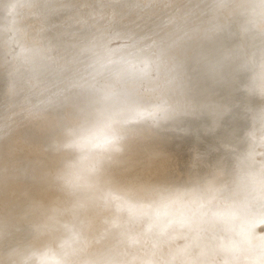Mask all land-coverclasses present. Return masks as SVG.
<instances>
[{
    "label": "rangeland",
    "instance_id": "1",
    "mask_svg": "<svg viewBox=\"0 0 264 264\" xmlns=\"http://www.w3.org/2000/svg\"><path fill=\"white\" fill-rule=\"evenodd\" d=\"M99 1L111 8L109 12L117 6L113 0H78L70 23L72 34L90 26L93 19L85 18L86 13ZM167 1L133 0L144 13L138 26L151 28L152 22L179 14L187 4L196 10L198 20L208 12L203 7L198 14L205 1ZM107 8L102 5L96 15L101 17ZM19 9L18 21L36 31L40 25L33 8L21 5ZM219 12L225 23L231 11L225 6ZM113 26L99 21L86 40L97 43L102 36L109 38ZM173 26L162 28L160 38H168L175 31ZM176 26L181 34H188L179 42L173 37L164 44L176 65L150 62L143 73L130 66L99 69L88 63L89 57L80 62L67 44L58 47L56 61L82 67L79 78L89 75L88 68L101 70L93 77L103 81L106 92H114L105 104L104 92L95 90L80 97L74 89L47 85L36 76L38 71H31L27 81H11L0 69V222L22 204L9 225L2 221L6 234L0 235V264L10 257L15 261L13 254L20 249L33 253L28 264H89L86 258L90 264H117L107 261L111 256L121 257L119 264H241L245 260L244 252L228 253L230 243L218 245L223 236L233 242L238 235L225 232V226L217 227L222 220L217 219L258 210L264 202V190L255 197V204L250 202L260 189L253 187L258 181L246 184L247 174L254 169L260 168L264 175V111L254 107L244 112L249 97L264 85V21L251 32L213 25L198 37L195 24ZM228 33L235 42L228 52L207 53L212 46L230 47ZM139 44L121 42L110 51L133 54ZM159 45L156 42L155 52ZM235 99L239 101L233 103ZM217 106L221 116L211 118L209 109ZM149 107L151 115L145 121L143 108ZM88 116L103 118L101 140L81 138ZM237 131L240 136L234 134ZM32 134L52 135L55 146L45 150L48 142L39 140V144ZM224 136L233 142L245 137L251 143L224 144ZM28 176H35L29 186ZM82 180L87 181L83 188ZM112 185L116 186L112 189ZM18 187L21 194L14 198ZM242 190L246 193L237 195ZM7 197L11 202L5 201ZM259 223L250 252L264 244ZM187 224L188 229L179 235ZM253 264H264V252Z\"/></svg>",
    "mask_w": 264,
    "mask_h": 264
},
{
    "label": "bare ground",
    "instance_id": "2",
    "mask_svg": "<svg viewBox=\"0 0 264 264\" xmlns=\"http://www.w3.org/2000/svg\"><path fill=\"white\" fill-rule=\"evenodd\" d=\"M77 1L78 0H2L3 4L1 3L2 5L0 8V69L4 70L5 76H8L11 81H17V80L27 81L30 79V77H32L31 75L33 73L30 74L31 71L34 72L38 71L36 72L37 74L36 76L39 78H43V81L46 82L47 85H50L53 88L60 90L64 89L69 91L70 89H74L80 97L86 96L95 90L104 92L105 95L104 97L101 98L103 99L102 101L103 104H105L110 99L111 95L114 92H108V91L106 92L105 91L106 89H104L103 81H100L98 77H93V74L95 72H100L101 70L93 72L88 68L89 75L87 77L79 78V73H80L79 69H81L82 67H79V69H75L71 61L67 63L56 61L55 54L58 52L59 46L61 45L66 46L67 44V47L71 49L72 52H74V55H76V57L80 59L79 60L80 62H85L84 60L87 59V57H89L87 59L88 63L95 65L96 68L98 67L99 69L108 68V67L126 68L127 66H130L135 68L136 71H141L140 73H143L142 72L143 69L150 62L170 63L172 65H176V62H172L173 59H171L173 55L169 53V51L168 53H166V51L164 50L165 49L164 44L168 42L169 39L174 37L175 40L179 42L181 39L185 38V36L188 35L187 33L181 34L179 27L176 28L177 27L176 25L185 24L191 27L193 26V24H195L197 29L194 36L198 37L200 34L204 33L205 31L204 29L209 31V29H211L213 25H218L219 27L217 28H223V29H227L229 27V29L232 32L240 29L241 27L242 29L245 28L247 32L248 31L251 32L253 29L258 27L261 21H264V0H195L196 2L205 1L204 4H202L200 9L198 10V14H199L202 12L203 7L208 8V12L204 14L206 16L205 18L198 20L196 18V10H194L193 7L187 4V7H183V8L180 7L181 9H179V14L169 17L165 15L163 17H165L166 19L158 20L156 24L152 22L151 28L144 27V29H142L140 28V26H138L139 23L141 24L143 22L144 13L142 9L137 7L136 4L133 2V0H113L115 5L117 6H113L112 4L111 6L113 7H112V11L110 12L109 10L111 8L109 9L108 5H106L105 2L99 1L100 2L99 5L95 6L94 8L92 7V9L88 13H86L87 16L85 18L93 19L92 23H90V26H88L87 29L83 30L82 32L72 34L70 23L73 20L72 16L75 15V13L77 12V7L74 5ZM167 2H169V4L170 2L174 3V0H169ZM21 5L28 7L30 6L33 8V15L38 20V23L40 25L36 31L34 30L32 32L30 27H28L25 23L23 22L20 23L18 21L17 16H18V12L20 11L19 8ZM102 5H104V7L106 8L108 7L107 8L108 10L104 13V15L99 17L96 14L97 12L100 11ZM225 6H227V10L231 11L229 16L226 19H223L227 24L221 22V19L225 16L224 14H221L219 12L220 8L224 9ZM215 11H218V13H216ZM261 16L262 18H260ZM99 21L104 22L105 25L107 23H111V24L114 23L116 24V28H114L113 26L114 29L110 31L111 35L109 38L106 37L105 35L104 37L102 36V39L99 40L97 43H92L91 41L86 40V38L88 35L91 34V32H93L91 30L96 26V23H98ZM177 21L178 24L175 23ZM120 23L123 28L118 25ZM130 23H132L134 27L132 25L131 26L132 28L126 30L124 26L130 25ZM170 26H173V28H175V31H171L172 33L169 35L168 38H160L159 34L162 28H167ZM20 27L21 29L19 30ZM231 33H228V35L225 36L226 38H228V41H230L229 43H232L230 47L217 48L215 46H212V48L209 51L207 50V53L210 52L219 56L220 54L221 55L224 54L226 51L228 52V50L232 48V45L235 43L234 40L231 39ZM257 35L260 34H256V36ZM133 41H137L140 43L137 52L133 53L134 55L132 53L128 54L129 56L126 55L125 53L113 54V52L110 51V49L113 48L115 44L117 45L121 42H133ZM156 42L160 43V45L156 50L157 52H155V50L153 49ZM193 42L194 41H192L191 43ZM42 44H44L45 47L43 46V48H41ZM100 46H103L104 49ZM240 48L241 47H238V50ZM150 49L151 50L153 49L154 51H151ZM199 51H203V50L199 49ZM92 53H94V55H92ZM80 83H81L80 88H76V86L79 85ZM121 88L126 89V87H121ZM249 98L251 99L247 100L248 104H246V110H244V112L250 113V110H252V108L254 107L255 109H259V111H264L263 109L264 104H262L264 103V85H260V87ZM238 101L239 100L235 99V101L233 100L232 102L237 103ZM100 107L99 110L101 109ZM143 109L146 111L143 114L145 121L149 120L151 115L150 111L152 110H150V107ZM1 112L3 113L2 110ZM209 113H210V117L221 116L218 113V106L216 107V109L214 108L209 109ZM97 119L98 118H94V116H88V119L86 118L85 123L81 127L82 129L81 138L89 137L91 142H95L98 138L99 140H101L100 127L101 125H103V118L98 119L99 120L98 124L94 126L95 124L94 120ZM250 132H253V130H251ZM234 134L239 136L241 135L238 133V131L237 133ZM32 135H30V137L32 139L38 140L37 142L39 144H40L39 140L48 142L47 143L48 147L44 148L45 150L49 149L50 147L53 148L55 146L54 137L52 135L51 136L50 135L43 136L40 134H32ZM223 140H224L223 141L224 144L225 143L229 144L233 142V139L230 138L229 136H224ZM248 143L251 142L247 141V138L241 137L240 139L234 140L232 144L236 146H241V145L246 146L249 145ZM66 144L67 143H65V145L63 144V146L66 148H70L67 147ZM57 145H59V143H57ZM88 151L90 153L91 151H93V149H89ZM63 163L65 164V162H62V164ZM64 166L67 167V164H65ZM64 166L62 167L64 168ZM58 167L59 165L57 166V168ZM69 169L71 168H68L66 170L68 171ZM67 171H65L66 174L68 173ZM17 173L22 174L21 172L18 171ZM18 174L16 176L14 175L13 178H15V180L16 178L19 177L20 174L19 175ZM52 174L53 173H51V175ZM30 177L26 179V180L30 179L26 183L27 186L31 185V183L34 180V177L33 178ZM247 177L249 178L246 179V184L250 180L252 181L257 180L258 182L254 183L253 187H255L256 185L260 187V189L256 193H253L251 195L252 197L250 202L255 204L256 203L255 197L261 195L264 190L263 171L260 168L254 169V171H251L247 174ZM58 178H55L54 181L56 182V179ZM22 180L23 182H26L25 178H22ZM73 181H71V183L66 182L65 186H69L73 184L72 183ZM57 182H59V180ZM85 182L87 181L86 180L81 181L82 188L85 187L84 186ZM11 184H13V186L16 185V187L18 186L17 184H15V181L13 179L11 181ZM113 186L116 185H112L111 187L112 189ZM16 191L17 192L15 193L14 198L20 196L22 189L18 187ZM245 191L242 190L237 195L242 193L244 194L246 193ZM74 197L78 198L80 196L74 195ZM240 197L241 196H239V199ZM237 198L238 196H236V200ZM70 199L71 198H69V200ZM87 199L88 198L86 197L84 201H86ZM5 201L11 202L10 197H7ZM15 206L16 207H14L13 210L9 212L6 215V217H4V219L2 220L4 224L9 225L12 222L16 212L22 210L21 203H18ZM261 206L262 208L258 210L251 211L248 209V211L250 212L247 213L232 212L226 215L218 214L219 216L217 220L219 219L222 220L221 222H219L217 227L222 229L225 226V230H224L225 232L228 231L231 233L235 231L239 236V237L237 236L236 240H234L233 242L230 241L231 239L223 236L218 245L221 246L227 243L229 245L230 243L229 247L231 246V248L229 251L228 250L227 251L228 253L232 252L234 256H236L240 252H242V254L244 252L246 254L244 255L245 260L241 264H253L256 261V259L261 256V253L264 252V244L261 246V248H257L256 251L252 250V252H250L252 245L255 246L254 238L256 236L254 233V228L256 227V224L258 222H260L259 224H261V228H262L259 237L264 239V202L262 203ZM78 208H81V204L79 205ZM24 218L26 220V217ZM2 221L0 222V235H5L6 232L3 227ZM212 225L204 229V233L209 228H211ZM187 226L188 224L180 230L179 235L188 229ZM244 229H247V232H243ZM244 233L249 234L246 235L247 237L245 239L243 238L245 237ZM262 242H264V240ZM257 250L260 251L257 252ZM187 251H190V249ZM16 252L17 254H13L15 257H17L16 260L12 261L10 257V259H8V261L5 262L4 264H28L30 258L33 256V253L32 254L28 252L26 253L25 251H21V249ZM189 253H192V251ZM223 254L227 255L226 253ZM111 257L112 258L107 259L108 262L112 261L113 263H117V264L121 263L120 261L121 257H116V256H111ZM86 259L90 264L91 263V261H89L90 259L88 258ZM41 262H42L41 264H43V261ZM209 262L215 264L211 261Z\"/></svg>",
    "mask_w": 264,
    "mask_h": 264
},
{
    "label": "water",
    "instance_id": "3",
    "mask_svg": "<svg viewBox=\"0 0 264 264\" xmlns=\"http://www.w3.org/2000/svg\"><path fill=\"white\" fill-rule=\"evenodd\" d=\"M1 3H2V0H0V8H1V5L3 4V3L2 4Z\"/></svg>",
    "mask_w": 264,
    "mask_h": 264
}]
</instances>
